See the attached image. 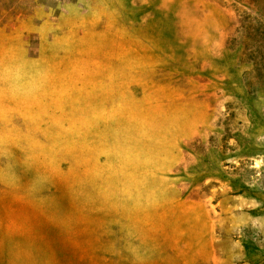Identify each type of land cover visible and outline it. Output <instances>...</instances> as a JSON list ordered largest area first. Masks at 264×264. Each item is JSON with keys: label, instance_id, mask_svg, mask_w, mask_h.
Returning <instances> with one entry per match:
<instances>
[{"label": "rangeland", "instance_id": "rangeland-1", "mask_svg": "<svg viewBox=\"0 0 264 264\" xmlns=\"http://www.w3.org/2000/svg\"><path fill=\"white\" fill-rule=\"evenodd\" d=\"M0 264H264V0H0Z\"/></svg>", "mask_w": 264, "mask_h": 264}]
</instances>
